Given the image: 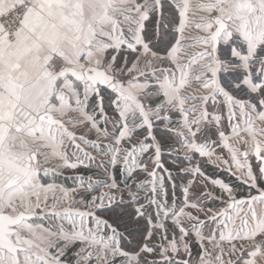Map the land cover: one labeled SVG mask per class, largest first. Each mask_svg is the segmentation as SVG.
<instances>
[{
	"label": "snow or ice",
	"instance_id": "1",
	"mask_svg": "<svg viewBox=\"0 0 264 264\" xmlns=\"http://www.w3.org/2000/svg\"><path fill=\"white\" fill-rule=\"evenodd\" d=\"M257 120L264 0H0V264H264ZM215 137L247 190L177 198L162 154L208 163Z\"/></svg>",
	"mask_w": 264,
	"mask_h": 264
},
{
	"label": "crops",
	"instance_id": "2",
	"mask_svg": "<svg viewBox=\"0 0 264 264\" xmlns=\"http://www.w3.org/2000/svg\"><path fill=\"white\" fill-rule=\"evenodd\" d=\"M226 114V113H225ZM253 115H255V114H253ZM256 123V127H264V123H262V122H260V121H256L255 122ZM226 134L227 135H229L230 136V139H229V144H231L233 147H234V145L235 144H238V142L240 143V141H241V139L238 137H234L233 135H232V133H231V129L230 128H226ZM214 139H216L217 140V144L214 146L213 145V147H214V149H215V155L212 157V161L211 162H208V163H205V164H207V165H211V166H213V167H215V168H217V169H219V170H221V171H225V172H227V173H230L231 175H232V173H231V171H229V167H228V165H226V164H224L223 163V160H228V159H230V155H229V152L227 151V149L226 148H224L223 147V145H222V142H220L219 141V138L218 137H215ZM173 144H174V146H176L177 144H178V142L177 141H174L173 142ZM89 151H91V149H88ZM95 154V153H94ZM169 155V156H171V157H173V158H182V159H184V163L182 164V166H180V169H183V168H191V167H193L194 165H199V161H198V159H202L203 161H205L207 158H201V157H196L193 161H189V160H187V159H185V153H184V150H182V151H174V150H168V151H165L163 154H162V158H163V155ZM98 158H100L99 156H98ZM162 158H161V160H162ZM172 158V159H173ZM218 158H222V159H218ZM100 159H103V160H105L103 157H101ZM172 163H174V160H170ZM229 161V160H228ZM253 162H256V163H254L253 164V169L255 170V168H256V166H257V160H256V158L253 156ZM149 168H150V166H149ZM202 169V168H201ZM92 170L93 171H91V174H89V175H92L93 173H96V174H98L99 175V170L96 168V164L94 163L93 164V166H92ZM202 171H204V173H205V175L206 176H208L209 177V181H208V186L211 188H208V186H207V188H205V190H204V187H203V184H204V182H203V178H201V177H197V176H193V175H190V174H188V173H184V172H182V171H180V173L181 174H183V175H187L188 176V178L187 179H179L178 181L176 180L175 181V183L179 186V187H177V189H176V192H175V196L177 197V198H179L180 197V195H181V188L184 186V185H186L187 183H188V181L189 180H194L195 181V183H193L192 184V187H191V189H190V193H193L194 195L193 196H191V198L192 199H195V197L196 196H199L200 194H201V192H205V191H211L212 193H213V195H217L218 193H219V189L218 188H216L215 186H213L212 184H211V180L212 179H218V180H222V181H224L225 183H228V182H226L224 179H222V178H213V177H211L210 176V174L207 172V171H205V170H203L202 169ZM66 172V171H65ZM161 172H162V170H161ZM71 175H62L61 177H63V178H67L68 179V183H70L71 184V186L70 187H72V185H74V181L73 180H71V181H69V178L68 177H70V178H72L73 177V175H74V173L71 171V173H70ZM165 175H166V173H164ZM173 174V176L174 177H176V174L175 173H172ZM147 175V173H144V172H141V173H139V177H140V179H144L145 178V176ZM236 177V176H235ZM66 180V179H65ZM238 182L239 183H241L239 180H238ZM168 183H170V185L172 184V182L170 181V182H168ZM229 184V183H228ZM229 185H231V184H229ZM65 186V185H64ZM245 186V188L247 189V186L246 185H244ZM178 203H179V200L177 201ZM208 202V203H207ZM200 203H202V204H204V205H207L208 207H210L213 211H216L218 208H221V207H223V204L219 201V200H215V199H212L211 197H209V198H207V199H201L200 200ZM186 211H188L187 209H186ZM201 219H204V217L203 216H201ZM47 222V221H46ZM184 223H186V224H188V223H190L189 221H184ZM204 229H206V228H204ZM204 229H203V231H204ZM194 249V248H193ZM201 251V249L199 248V246H198V244H195V249H194V251H193V256L195 257L196 256V252L197 251ZM233 259H235V257H233Z\"/></svg>",
	"mask_w": 264,
	"mask_h": 264
},
{
	"label": "trees",
	"instance_id": "3",
	"mask_svg": "<svg viewBox=\"0 0 264 264\" xmlns=\"http://www.w3.org/2000/svg\"><path fill=\"white\" fill-rule=\"evenodd\" d=\"M129 59H131V56L129 57ZM174 141H172L173 143ZM169 155H163V158H162V163L164 164V167L166 169H168L169 171H171L172 173H175L176 174V177L179 176V177H182V179H187L188 176L187 175H183L180 173V166H182V164L184 163V159L182 158H173ZM170 160H174V163H172ZM199 161V166L207 171L211 177L213 178H222L224 179L226 182H228L229 184H231L232 186H235L237 187L238 189H245V186L242 184V183H239L237 178L233 175H231L230 173H227L225 171H221L211 165H207L205 164V162L202 160V159H198ZM161 171V170H160ZM163 171V170H162ZM179 179H177L178 181ZM56 182L57 183H60V184H63L65 186H68L70 187L71 184L68 185V181L65 180V178L61 177V176H58L56 177ZM168 186H169V189L171 190V185L170 183H168ZM195 249V248H194ZM193 249V250H194ZM200 253V250L196 252V255Z\"/></svg>",
	"mask_w": 264,
	"mask_h": 264
},
{
	"label": "rangeland",
	"instance_id": "4",
	"mask_svg": "<svg viewBox=\"0 0 264 264\" xmlns=\"http://www.w3.org/2000/svg\"><path fill=\"white\" fill-rule=\"evenodd\" d=\"M241 126H243V122L241 121ZM241 137H247V134L246 133H241ZM238 138V137H237ZM104 143H107V141H104ZM215 146V145H214ZM175 148H179L180 149V151H182L183 149L181 148V146H180V144L178 143L176 146H174ZM234 148H236V149H243L244 148V145H243V143L240 141V143L238 142V144H235L234 145ZM229 155H230V153H229ZM101 158V157H100ZM100 158H98V160H100ZM105 160V162H107V157H103ZM230 162H231V155H230V159H228ZM250 160H251V162H252V164H254V163H256V162H253V156H250ZM53 163L55 164V163H57V161H53ZM233 167H234V165H233ZM151 168V167H150ZM66 171V172H65ZM64 171V174L63 175H71L70 173H71V171L70 170H65ZM93 171V170H92ZM77 172H80L81 174H83V172H84V170H82V169H79V170H77ZM89 174H91V172H88V175ZM98 175V174H97ZM238 175V174H237ZM69 178V181H71V180H73L72 178H70V177H68ZM67 181H68V179L67 178H65ZM74 181V180H73ZM70 183H68V185H69ZM72 186H74V185H72ZM66 187H68V186H66ZM208 188H210L209 186H208ZM211 189V188H210ZM204 190H205V188H204ZM240 190V192H245L246 190L245 189H239ZM208 203V202H207ZM48 222H45V224H47ZM238 224H239V221L237 222ZM208 231H209V229L208 228H206V229H204V234L205 235H207L208 234ZM192 239L193 240H195V237H192ZM213 243H215V242H213ZM195 244H197V243H192V253H193V248H195ZM194 255V254H193Z\"/></svg>",
	"mask_w": 264,
	"mask_h": 264
},
{
	"label": "built area",
	"instance_id": "5",
	"mask_svg": "<svg viewBox=\"0 0 264 264\" xmlns=\"http://www.w3.org/2000/svg\"><path fill=\"white\" fill-rule=\"evenodd\" d=\"M151 167V165H149Z\"/></svg>",
	"mask_w": 264,
	"mask_h": 264
}]
</instances>
